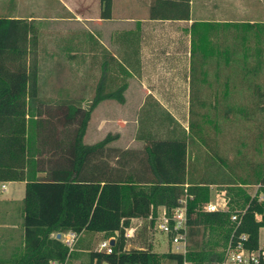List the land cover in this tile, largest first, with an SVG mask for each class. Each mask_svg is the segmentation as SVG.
<instances>
[{"label": "trees", "instance_id": "16d2710c", "mask_svg": "<svg viewBox=\"0 0 264 264\" xmlns=\"http://www.w3.org/2000/svg\"><path fill=\"white\" fill-rule=\"evenodd\" d=\"M101 1V16L109 17L112 0ZM163 2L164 7L171 8L170 1ZM183 4L188 8L189 0ZM150 13L159 18L187 16V13L157 16L152 8ZM226 25L237 30L234 35L244 45L246 60L248 35L252 32L260 41L264 21ZM216 43L211 45L210 39L203 36L193 42L192 50L201 52L203 62L210 56L219 59L225 54L228 62L230 47L219 48ZM38 45L39 27L33 19L0 15V180H25L24 244L21 251L0 264H50L52 260L67 264L79 253L77 245L86 250L84 264L104 261L163 264L164 259L175 264H183L184 260L216 264L224 260L229 241L235 243L241 233L246 234L242 240L244 247L259 246L260 227L264 226V199L258 198V193L264 192L263 166L256 167L253 176L223 177L221 181L210 177L190 178L189 130L166 111L157 114L160 125L153 129L144 127L152 113L139 111L136 137L144 140L139 151L107 145L118 133H107L92 144L84 143L83 136L96 105L107 98L123 102L127 83L113 85L102 75L86 105L74 98L49 100L39 93ZM262 51L256 46V64L250 70L261 66ZM255 88L258 100L263 99L260 85ZM199 103L203 105L204 101ZM236 109L249 116V111L241 106L228 104L225 111ZM208 121L212 122L210 118ZM189 126L196 139L206 143L202 123L191 119ZM260 136H264V130ZM254 182L262 185L253 195L246 185ZM212 183L223 184L227 210L203 209V204L211 200ZM183 196H186L188 223L184 253L157 252L151 244L126 248L124 231L132 217L150 216L153 223L158 207L164 206L170 213ZM232 211L238 212L237 220L230 219ZM68 229L75 230L79 236L94 232H102L104 238L115 236L113 250L106 253L90 249L88 243L78 242L79 237L70 250L53 235Z\"/></svg>", "mask_w": 264, "mask_h": 264}, {"label": "crops", "instance_id": "0c3cea01", "mask_svg": "<svg viewBox=\"0 0 264 264\" xmlns=\"http://www.w3.org/2000/svg\"><path fill=\"white\" fill-rule=\"evenodd\" d=\"M163 1H170L173 7H164ZM183 1L112 0L111 15L103 17L101 0H0V15L33 19L39 31L44 23L51 46L62 50L67 64H77L79 79L97 82L102 75H106L113 85L126 81L123 102L113 98L103 99L94 110L102 107V112L120 109L128 113L140 110L152 113L144 125L149 129L160 125L157 114L166 111L186 129L185 122L192 104L194 57L201 66L199 79L203 81L206 79L204 66L214 56L203 62L201 52L198 49L193 52V42L205 36L210 39L211 45L217 42L221 48L219 41L230 29L227 22L264 21V0H189L188 8ZM151 8L157 16L184 13L187 16L153 17ZM198 22L215 24L199 25ZM58 70L56 68L55 72ZM47 94L60 95L59 92ZM82 94L89 96L93 91ZM91 118L92 114L83 136L84 143L92 144L107 133H118V137L107 145L119 147L116 141L129 127L130 136L125 139L127 145L121 148L139 151L143 147L144 140L136 137L139 126L137 115L118 118L101 114L93 129L89 127ZM98 127L103 129L100 138L95 136ZM24 194L25 180H0L2 262L21 251L24 244ZM163 207H158V210ZM145 218L149 217H132L130 223ZM262 228L264 226L260 227L259 243ZM99 233L102 234H91ZM53 235L56 236L55 233ZM86 235H78V242L87 244L89 239L85 238Z\"/></svg>", "mask_w": 264, "mask_h": 264}, {"label": "rangeland", "instance_id": "374dc122", "mask_svg": "<svg viewBox=\"0 0 264 264\" xmlns=\"http://www.w3.org/2000/svg\"><path fill=\"white\" fill-rule=\"evenodd\" d=\"M45 24L39 31V45L37 57L40 68V89L42 97L51 99L74 98L79 99L82 105H86L92 95L85 96V92H92L95 80H81L78 77L77 64H67L66 57L60 48H54L50 44L49 33L45 31ZM237 30L230 28L227 33L222 35L219 41L220 47H230V59L226 62V54L223 52L221 57L214 55L208 59L203 73L206 75L204 81H200L199 74L201 67L196 57H194V80L191 95V110L189 111L186 130H189L188 161L190 178L210 177L222 179L223 177H234L250 175L256 167L264 168V136H260L264 130V97L258 100L255 91L256 85H260L264 93V35L260 41L250 32L245 42L248 47L249 55L245 60L243 56L244 45L240 38L235 37ZM236 49L234 48V43ZM262 48V63L259 69L250 70L256 64L255 48ZM54 55V56H53ZM58 63L54 64V61ZM199 64V65H198ZM198 65V66H197ZM59 68V72H55ZM199 70V72L196 70ZM202 75V74H201ZM201 89V90H200ZM201 94H198V92ZM51 92H59L60 95L53 96ZM50 93L51 95H48ZM198 94V95H197ZM204 101L201 105L199 102ZM233 107H245L249 111V116H244L236 110L226 112L227 105ZM102 107L92 111V118L89 123L90 129L94 127L98 116L101 114L112 115L114 117H131L139 112L128 113L120 109H112L103 113ZM144 115V112H142ZM207 118V119H206ZM208 118L212 122L208 121ZM191 119L199 120L203 125L206 143L196 139L195 133L190 129ZM129 125V124H128ZM96 126V125H95ZM97 138L103 136V129L96 130ZM91 134V132H89ZM105 135V134H104ZM100 136V137H99ZM130 136V128L127 127L122 138L116 142L119 147H125L126 141ZM221 181V180H219ZM262 182L247 184L246 187L251 194H254L257 187ZM10 186V184H7ZM223 184H211V200H217V193L221 191ZM131 236L126 239V248H143L151 244L154 251L166 252L172 248L168 235L160 231L156 222L150 218L143 220H132ZM89 248L96 249L98 242L104 238L103 234H87ZM264 242V228L261 230V242ZM78 254L71 257L67 264H84L87 259L86 250L78 247ZM163 264H175L173 261L164 259Z\"/></svg>", "mask_w": 264, "mask_h": 264}, {"label": "built area", "instance_id": "2783aa9c", "mask_svg": "<svg viewBox=\"0 0 264 264\" xmlns=\"http://www.w3.org/2000/svg\"><path fill=\"white\" fill-rule=\"evenodd\" d=\"M256 191L254 192V194H256ZM217 195L219 198L217 200H209L205 202L203 204V209L209 211L227 210L228 204L227 197L225 195V189H221V191L217 193ZM258 198L260 200L264 199L263 191H260L258 193ZM229 216L232 221L237 220L238 212L232 211ZM154 221L156 222L157 228L168 235L170 243L173 246L172 248H170V251L184 253L187 249L188 227L186 196L179 198L178 204L171 209L170 213L166 212L165 207H163L161 210H158ZM131 230L132 229L129 226L125 227L124 235L126 236V238L131 236ZM59 233L61 236V240L69 247L70 250L73 249L79 234L73 229L64 230ZM112 238L114 239L113 243L110 242ZM245 238L246 234L241 233L239 235V239L235 243L229 241L226 248L224 260L216 264H264V242L262 241L261 243H259V246L256 249H248L244 247L242 243V240ZM114 243L115 236L102 238L98 242L96 250L110 253L113 250ZM50 264L61 263L56 260H52ZM102 264L110 263L108 261H104ZM183 264H195V262L192 260H184Z\"/></svg>", "mask_w": 264, "mask_h": 264}, {"label": "water", "instance_id": "95a60500", "mask_svg": "<svg viewBox=\"0 0 264 264\" xmlns=\"http://www.w3.org/2000/svg\"><path fill=\"white\" fill-rule=\"evenodd\" d=\"M56 237H57V238L60 237V233H59V232L56 234ZM110 242L113 243V242H114V239L112 238V239L110 240Z\"/></svg>", "mask_w": 264, "mask_h": 264}]
</instances>
